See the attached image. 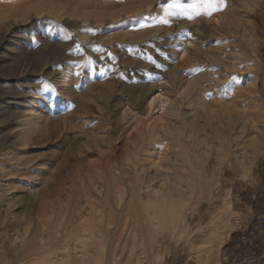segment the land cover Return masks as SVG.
Instances as JSON below:
<instances>
[{
  "label": "rangeland",
  "instance_id": "obj_1",
  "mask_svg": "<svg viewBox=\"0 0 264 264\" xmlns=\"http://www.w3.org/2000/svg\"><path fill=\"white\" fill-rule=\"evenodd\" d=\"M166 2L142 0V8ZM245 2L228 0L211 20L137 30L135 21L119 23L137 9L104 0H46L39 14L32 11L37 0H0V21L11 16L0 22V264H264V0ZM157 49L171 55L166 72L145 59ZM231 77L240 86L229 85ZM192 80L196 98L180 100L179 86ZM160 91L181 107L172 135L153 139L159 158L128 142L130 150L99 171L110 147L137 131L123 114L140 111ZM152 165L159 188L167 171L170 206L146 211L152 224L139 225L134 237L128 222L105 226L125 237L113 252V238L101 230L98 188L105 176L116 181L118 197L110 196L122 205L130 186L148 187ZM121 168L133 180L122 178ZM76 201L77 214H70ZM219 209L231 213L223 241L210 218ZM232 235L241 243L234 250L227 249Z\"/></svg>",
  "mask_w": 264,
  "mask_h": 264
},
{
  "label": "bare ground",
  "instance_id": "obj_2",
  "mask_svg": "<svg viewBox=\"0 0 264 264\" xmlns=\"http://www.w3.org/2000/svg\"><path fill=\"white\" fill-rule=\"evenodd\" d=\"M215 20V19H214ZM217 20H220L222 22V19L220 18H217ZM222 24V23H221ZM219 24V25H221ZM213 27V26H212ZM214 29H215V26H214ZM248 41V40H247ZM249 41H252V40H249ZM251 44V42H250ZM253 44V43H252ZM254 46V45H253ZM185 53V52H184ZM184 53L182 54V58L184 57ZM181 58V57H180ZM181 58V59H182ZM185 60V59H184ZM183 60V61H184ZM182 61V63H183ZM185 64V62H184ZM174 76L178 77L177 73L174 74ZM193 83V80L192 82ZM195 83V82H194ZM188 84H190V82H188ZM178 90V89H177ZM177 95L179 94V91L176 93ZM165 95V94H164ZM168 101V108L165 110V113L161 114L159 112H156L155 109L152 107V104H153V98H155L156 102L159 103L160 101V97L159 95H153V96H150V99L148 102H146V105L139 111V109L137 108H131L129 109L128 112H125L123 114V120L125 121V124H131L132 122H134L136 124V129L137 131L135 133H131L130 135H128L127 137H125L124 140L120 141L119 143H117L116 145H113L110 147V153L108 156H106L105 158H102L99 160L100 162V165L98 166L99 167V171H104L103 169H105L106 167V163L108 161L112 162V161H117L118 160V157H117V152H119L121 149H125L126 150H130L128 148V142L131 144H133L135 150H137L138 152H142L144 151L145 154H149L153 159L155 157L159 158L157 156V154L154 152V150L152 149L155 144L153 142V139L154 137L156 136H159L160 138L161 137H164V136H171L172 133H173V122L177 121L180 119L179 117V113H180V107L181 105H179V101L178 100H175V101H172L169 97H166L164 96ZM36 98V97H35ZM37 99V98H36ZM181 100V98H180ZM185 100V99H183ZM182 100V101H183ZM145 102V101H144ZM38 103L39 102H33V104L35 105L34 108H37L38 107ZM179 103V104H178ZM157 115V116H156ZM183 117V115H182ZM181 117V118H182ZM184 118V117H183ZM182 118V119H183ZM161 119H164L165 120V123L162 125H160L158 122H160ZM181 123H183L184 125H187L186 124V121L183 119V122L181 121ZM176 130V129H175ZM212 134H217V132L213 131L211 133H209V135H212ZM209 138V137H206V139ZM158 139V138H156ZM159 142V141H158ZM165 142V141H164ZM161 143V142H160ZM165 143H168V141L166 140ZM164 143V144H165ZM163 144V145H164ZM132 146V145H130ZM132 146V147H133ZM131 147V148H132ZM264 150V147L262 149L261 152H263ZM131 152L129 151V154ZM117 154V155H116ZM134 155V154H133ZM136 155H139L140 156V153H136ZM146 156V155H145ZM148 156V157H150ZM160 156V155H159ZM161 158V156H160ZM163 158V157H162ZM161 158V159H162ZM147 160V159H146ZM149 160V159H148ZM156 160V159H155ZM133 161V160H132ZM137 161V160H136ZM151 161V160H150ZM134 162V161H133ZM142 162V161H141ZM140 162V163H141ZM161 162V161H160ZM159 162V163H160ZM143 163V162H142ZM148 163V162H147ZM105 164V165H104ZM144 164V163H143ZM156 164V163H155ZM162 164V163H161ZM159 165V164H157ZM165 165V163L163 164ZM123 166V164H122ZM121 166V167H122ZM140 166V165H139ZM161 166V165H160ZM138 167V166H137ZM144 167V166H143ZM150 167V165H149ZM155 167V166H154ZM153 165H152V168H154ZM164 167V166H163ZM168 171H169V166L167 167V165L165 166ZM114 168V167H113ZM123 168V167H122ZM122 168L120 169V171L122 170ZM142 168V165L141 167ZM148 168V167H147ZM146 168V169H147ZM156 169L158 167H155ZM154 168V169H155ZM156 169L155 171H153V173L155 172L156 175H152L151 173H148L146 179H147V185L148 187H146L145 189H143L144 192H142L141 190L137 191L136 188L138 187H133L130 186L129 187V192H127V197H128V200L126 202H124V204L121 205V201H117V200H114L110 194L114 193L116 196L117 195V192H115L116 188H118V183L116 181H111L112 184L109 183V181H107L106 179V176H105V179L102 180L101 182V185H100V188H98V190H103V194H102V202H100L102 205H99L101 206V220H102V226H104V228H101L102 230V233H103V237L106 239L107 237L111 236L115 242V248H113V252H117V250L121 247V244L122 242L124 241L125 237H124V234L123 232L120 230V228H117L115 229V231L110 235V233L108 232V230L105 229V226H110L112 223H114L115 225L119 224L120 223L122 224V222H128L129 223V227L131 228V233L129 231V234H132L131 237L135 236L136 235V231H137V227L141 224H147L150 222L151 223V218L149 217L148 213L150 211H153L154 209H156L157 205H160L161 208H166L168 207V204L172 201V195H173V188L170 186L169 182L170 180H167L168 177L166 176V173L165 171L164 172H161V181L162 182V187L159 188L158 186L154 185V181L156 179L159 178V175L156 173ZM160 169V168H159ZM94 170V169H93ZM114 170V169H113ZM125 170V169H124ZM127 170V168H126ZM142 170V169H141ZM161 170V169H160ZM158 170L157 172L159 173ZM172 170V169H171ZM90 171V170H89ZM88 171V174L86 172V175L84 177L86 178H90L91 177V172ZM133 171V170H132ZM163 171V170H162ZM136 172V171H135ZM138 173V172H137ZM141 173V172H140ZM165 173V175L163 174ZM101 174V175H102ZM113 174V173H112ZM116 174V173H115ZM145 174V173H144ZM102 175V177H103ZM137 175V174H136ZM140 175V174H139ZM169 175V173H168ZM83 176V175H82ZM97 176V175H96ZM120 176H122V178H126L127 180H133L131 179L132 177L129 176V174L126 172V171H121L120 172ZM113 177V176H112ZM169 177H171L169 175ZM199 182V185L202 187V186H205V177L203 175V172L200 171L198 172V174H196L195 176ZM195 178V179H196ZM99 179V178H98ZM101 179V178H100ZM99 179V180H100ZM114 179V178H113ZM143 179V178H142ZM119 180V179H118ZM159 181V179L157 180ZM157 181H155V183H157ZM174 181V180H173ZM172 181V182H173ZM135 182V181H134ZM138 182V181H137ZM169 182V183H168ZM91 183V182H90ZM133 183V182H132ZM143 183V182H142ZM93 184V183H92ZM173 184V183H172ZM176 184V183H174ZM121 185V184H119ZM81 186L83 188V190L85 189L86 190V187H85V183H84V179H82L81 181ZM127 186V185H126ZM142 187V186H141ZM96 188V187H95ZM120 188V187H119ZM203 188V187H202ZM139 189V188H138ZM120 190V189H119ZM125 192V191H124ZM81 193V192H80ZM123 193V192H122ZM121 195V194H120ZM118 197V196H116ZM115 197V199H116ZM174 198V197H173ZM120 199V197H119ZM146 201L145 203L146 204H143L142 202L143 201ZM79 203H76L74 204V206H69L71 207L69 210H70V214H73L75 211H76V206L79 207L78 205ZM81 206V205H80ZM84 206V205H83ZM170 206V204H169ZM161 208H159L158 210H160ZM170 209V208H169ZM81 210V208H80ZM156 210V211H158ZM163 210V209H162ZM167 210V208L165 209V211ZM79 211V210H78ZM146 211H149L148 213ZM164 212V211H163ZM80 214V212H78ZM147 213V214H146ZM153 213V212H152ZM166 213V212H165ZM76 214H77V211H76ZM78 214V215H79ZM161 214V213H160ZM97 215V214H96ZM154 215V214H153ZM70 216V215H69ZM83 216V214H82ZM100 216V215H99ZM230 216H231V213L229 212L228 209H219V210H215L211 213V222L214 226L218 227V230H220V236H221V240L223 241V239H225L230 230L232 229L230 226H229V220H230ZM97 217V216H96ZM157 217V216H156ZM78 218V217H76ZM153 219V218H152ZM155 220V219H153ZM158 220V218H157ZM160 220V219H159ZM62 222V221H61ZM153 222V221H152ZM155 223V221H154ZM152 224V223H151ZM124 225V224H123ZM107 228V227H106ZM122 228V227H121ZM109 229V227L107 228ZM114 229V228H113ZM110 230V229H109ZM83 231V230H82ZM100 232V231H99ZM88 233V232H87ZM125 233V232H124ZM85 234V233H84ZM128 234V235H129ZM97 235V234H96ZM95 235V236H96ZM99 235V234H98ZM97 235V236H98ZM130 237V236H129ZM66 240V239H65ZM128 240V238H127ZM221 241V242H222ZM55 242V241H54ZM58 242V241H57ZM94 242V241H93ZM76 243H78L76 241ZM53 245V244H51ZM68 245V244H67ZM70 245V244H69ZM72 245V244H71ZM75 246V245H74ZM93 246V245H92ZM91 246V247H92ZM55 247V246H54ZM59 247V246H58ZM66 247V246H65ZM69 247V246H68ZM60 249V248H59ZM64 249V248H63ZM66 249V248H65ZM88 249V248H87ZM91 249V248H89ZM70 250V249H69ZM73 250L74 251H78V250H75L74 247H73ZM94 250V249H93ZM98 250L100 256H103L105 251L104 249H101L99 251V248L98 249H95V251ZM120 250V249H119ZM118 250V251H119ZM81 251V250H80ZM79 251V252H80ZM89 251V250H88ZM62 252V251H60ZM65 252V251H64ZM73 252V251H71ZM75 252V253H76ZM90 252V251H89ZM67 253V252H66ZM85 253V252H84ZM93 253V252H91ZM97 253V252H95ZM118 253V252H117ZM53 254V253H52ZM62 254V253H61ZM79 254V253H78ZM81 254V253H80ZM86 254V253H85ZM90 254V253H89ZM55 255V253H54ZM87 255V254H86ZM49 256V255H48ZM65 256V254H64ZM75 256V254H74ZM80 256V255H79ZM78 256V257H79ZM83 256V255H82ZM92 256V255H90ZM32 257V256H31ZM47 257V256H46ZM50 257V256H49ZM45 258V257H44ZM48 258V257H47ZM55 258V257H54ZM53 258V259H54ZM69 258V257H68ZM90 258V257H89ZM57 259V258H56ZM60 259V258H59ZM33 260V259H32ZM35 260V259H34ZM39 261V260H37ZM78 261V260H77ZM36 262V261H35ZM43 262V261H42ZM45 263V262H44ZM38 264V263H37ZM49 264V263H48ZM58 264V263H57ZM74 264V263H73Z\"/></svg>",
  "mask_w": 264,
  "mask_h": 264
},
{
  "label": "snow or ice",
  "instance_id": "obj_3",
  "mask_svg": "<svg viewBox=\"0 0 264 264\" xmlns=\"http://www.w3.org/2000/svg\"><path fill=\"white\" fill-rule=\"evenodd\" d=\"M105 3H115L117 5H126L130 9H137L133 14L127 16L126 20L122 19L119 21L120 24H125L128 21H135L136 25H138L137 30H142L149 26V24H153L155 26H171L174 19H182L187 21H193L195 18H203L205 20H211L214 15L221 14L225 12L229 8L228 0H192L191 3H183L182 0H168V2L163 4L154 5L147 12L143 11L142 8V0H104ZM46 6V0H37V3L33 6L32 11L36 14H39L41 9ZM245 7H248L247 0L245 2ZM251 10V9H249ZM11 19V16H5L3 21L7 22ZM147 22V23H146ZM217 25L221 23L220 20L216 21ZM59 27V26H57ZM63 30V29H61ZM92 31V29H88ZM156 39H159L157 37ZM168 41H165L167 43ZM196 41L193 40L192 43ZM175 48V45H173ZM80 46L77 45V50L79 51ZM96 51H101L100 48H96ZM156 56H146L145 59L153 65V70H160V72L168 71V68L165 66L166 61L171 58L170 53L165 55L162 49L156 50ZM110 59H115V57L111 56V53L107 54ZM161 56H163V61H161ZM174 63H178V60H174ZM199 71V69H190L189 72ZM252 79H255V73L249 74ZM123 77H121L122 79ZM149 78L152 79L151 73H149ZM155 81L159 84H165L166 81L162 75L157 74L155 77ZM235 84L240 86V82L236 77H231L229 81V85ZM226 85L225 87H228ZM169 87L172 85L169 84ZM49 85H45V89H47ZM199 88V85L196 83H190L185 86H179V98L187 99L192 98L193 100L196 98V92ZM234 91V89H232ZM160 97L159 103L156 102L155 98H153L152 107L156 112L161 114L165 113V110L168 108L169 101L164 97L163 92L160 91L157 93ZM207 97L211 99L212 94L206 93ZM165 120L161 119L160 124H164Z\"/></svg>",
  "mask_w": 264,
  "mask_h": 264
},
{
  "label": "crops",
  "instance_id": "obj_4",
  "mask_svg": "<svg viewBox=\"0 0 264 264\" xmlns=\"http://www.w3.org/2000/svg\"><path fill=\"white\" fill-rule=\"evenodd\" d=\"M233 236V239L231 241V243H229L227 246V249H230V250H234L235 247H240L241 246V243L239 242H236V238L237 236L236 235H232ZM237 243V245L235 246V244Z\"/></svg>",
  "mask_w": 264,
  "mask_h": 264
}]
</instances>
